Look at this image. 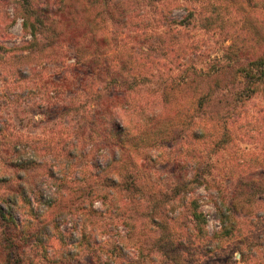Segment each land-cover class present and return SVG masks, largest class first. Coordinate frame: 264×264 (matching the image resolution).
<instances>
[{
    "label": "clouds",
    "instance_id": "obj_1",
    "mask_svg": "<svg viewBox=\"0 0 264 264\" xmlns=\"http://www.w3.org/2000/svg\"><path fill=\"white\" fill-rule=\"evenodd\" d=\"M0 264H264V0H0Z\"/></svg>",
    "mask_w": 264,
    "mask_h": 264
}]
</instances>
